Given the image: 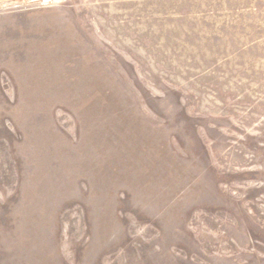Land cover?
Instances as JSON below:
<instances>
[{"label":"rangeland","instance_id":"obj_1","mask_svg":"<svg viewBox=\"0 0 264 264\" xmlns=\"http://www.w3.org/2000/svg\"><path fill=\"white\" fill-rule=\"evenodd\" d=\"M0 264H264V0H0Z\"/></svg>","mask_w":264,"mask_h":264}]
</instances>
